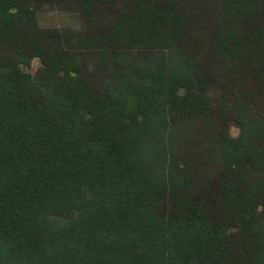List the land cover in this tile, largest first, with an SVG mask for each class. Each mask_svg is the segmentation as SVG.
Here are the masks:
<instances>
[{
  "label": "trees",
  "instance_id": "1",
  "mask_svg": "<svg viewBox=\"0 0 264 264\" xmlns=\"http://www.w3.org/2000/svg\"><path fill=\"white\" fill-rule=\"evenodd\" d=\"M237 3V28L212 41L215 66L184 49L179 5L137 3L110 31H164L143 67L97 38L41 33L27 0H0V264H264V0ZM106 58L115 75H101ZM197 121L216 168L201 191L163 143Z\"/></svg>",
  "mask_w": 264,
  "mask_h": 264
},
{
  "label": "rangeland",
  "instance_id": "2",
  "mask_svg": "<svg viewBox=\"0 0 264 264\" xmlns=\"http://www.w3.org/2000/svg\"><path fill=\"white\" fill-rule=\"evenodd\" d=\"M144 1L150 3V5L155 3L160 8L167 2L179 5L189 26L187 34L182 39L184 49L193 56L192 59L197 65L209 64L215 66V56L210 55L212 41L216 42V37H223L226 30L231 31L237 28L232 23L234 24L236 21L235 11L239 7L238 0H96L93 2H83L81 0H27V3L34 11L36 28L39 32L49 33L54 30L62 33L69 32L72 41L79 38H97L101 40L99 44L102 47L109 50L111 46L112 49L124 53L123 59L119 62L121 65L145 67L150 61L155 63L156 59L154 57L151 59V54L155 53L161 47V44L162 46L165 45L166 36L163 34L164 31L158 30L155 34L153 33L150 37H147L146 40H135L127 35H120L119 37L110 31L112 25H118L121 22L122 15L134 13L137 9V3H144ZM96 60L95 56L86 58L89 71H97L98 60ZM39 66V59L33 58L25 70L33 74ZM118 68L120 66L117 63H113L111 59L106 58L103 62L101 75L105 77L115 75ZM221 74L222 71L219 69L217 73L218 81L222 80L228 83V80L222 77ZM250 87V84H244V86H239L237 89L240 90L238 92L243 93V91L248 92L251 89ZM204 93V96L211 102L213 108L211 111L214 112L212 114L214 128L218 131L222 128L219 122L223 112L222 104L226 99L223 96L222 86L214 84L211 87H206ZM242 99L244 103H247L249 96ZM259 113L262 112L259 111ZM200 122L195 123L198 126L194 127V130L181 126L183 133L174 134L173 138L166 133L163 140L167 160L170 155H174L181 165L185 163L186 172L188 175L190 173L197 191L211 188L216 170L215 165L213 166L206 160L207 132ZM227 131L231 138H236L239 135L238 128L233 124H229ZM160 147L157 146L158 151L161 150ZM152 154H155V152ZM164 204L166 205L167 202ZM262 207L259 219L264 220V205Z\"/></svg>",
  "mask_w": 264,
  "mask_h": 264
}]
</instances>
